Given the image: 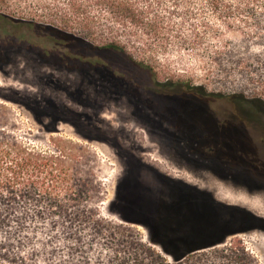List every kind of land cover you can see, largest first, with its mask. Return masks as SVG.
<instances>
[{
  "label": "rangeland",
  "instance_id": "374dc122",
  "mask_svg": "<svg viewBox=\"0 0 264 264\" xmlns=\"http://www.w3.org/2000/svg\"><path fill=\"white\" fill-rule=\"evenodd\" d=\"M29 3L1 11L29 20L37 12ZM170 12L179 19L187 13L171 26L186 36L143 45L120 32L132 56L99 47L108 34L97 37L99 46L81 41L86 48L75 50L50 30L0 23V40L13 47L0 65V99L18 112L19 132L40 147L57 135L92 144L104 160L105 215L135 223L159 247L164 234L184 235L191 226L223 229L218 239L241 237L264 264V170L219 148L226 133L221 123L213 128L219 117L212 110L234 95L264 100V42L254 23L218 18L262 16L264 5L215 9L188 0ZM193 31L202 38L187 37ZM181 122L191 125L192 145L180 136ZM184 190L197 191L195 198ZM186 215L194 219L184 226ZM179 245L181 252L191 246Z\"/></svg>",
  "mask_w": 264,
  "mask_h": 264
},
{
  "label": "trees",
  "instance_id": "16d2710c",
  "mask_svg": "<svg viewBox=\"0 0 264 264\" xmlns=\"http://www.w3.org/2000/svg\"><path fill=\"white\" fill-rule=\"evenodd\" d=\"M27 1L37 9L29 20L1 11ZM208 2L215 9H232L237 3L248 11L264 5V0ZM183 3L188 0H0V23L14 30L23 25L50 30L67 37L75 50L86 48L81 41L96 46L97 37L108 34L99 47L132 56L119 40L120 32L143 45L153 37L183 38L181 30L171 28L179 18L170 12ZM259 15L218 18L226 24L251 20L253 33L264 42V15ZM187 18L186 13L179 21ZM187 37L202 38L195 31ZM11 48L6 38L0 40V65L8 61ZM260 79L264 82V74ZM21 123L16 109L0 99V264H261L241 237L218 239L223 229L196 231L191 226L184 235L164 234L159 247L135 223L103 213L108 197L104 160L92 144L57 135L40 147L19 132ZM178 125L182 140L192 145L191 125ZM184 192L195 198L197 191ZM190 215L184 226L192 223ZM162 227L169 232L168 225ZM182 241L191 245L188 251L179 249Z\"/></svg>",
  "mask_w": 264,
  "mask_h": 264
},
{
  "label": "flooded vegetation",
  "instance_id": "af4514ba",
  "mask_svg": "<svg viewBox=\"0 0 264 264\" xmlns=\"http://www.w3.org/2000/svg\"><path fill=\"white\" fill-rule=\"evenodd\" d=\"M219 120L214 119L213 128L221 123L226 145L220 146L224 153L238 155L252 167L264 170V102L244 95L226 99L222 108H213ZM233 145V146H231Z\"/></svg>",
  "mask_w": 264,
  "mask_h": 264
}]
</instances>
